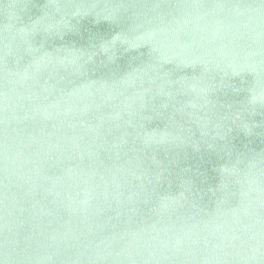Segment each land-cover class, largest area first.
<instances>
[{
	"label": "water",
	"instance_id": "95a60500",
	"mask_svg": "<svg viewBox=\"0 0 264 264\" xmlns=\"http://www.w3.org/2000/svg\"><path fill=\"white\" fill-rule=\"evenodd\" d=\"M0 264H264V0H0Z\"/></svg>",
	"mask_w": 264,
	"mask_h": 264
}]
</instances>
